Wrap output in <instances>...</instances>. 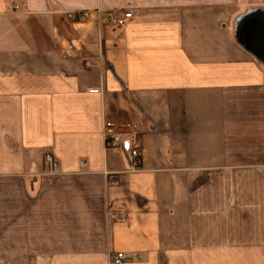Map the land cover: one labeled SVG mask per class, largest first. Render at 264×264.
I'll list each match as a JSON object with an SVG mask.
<instances>
[{
    "label": "crops",
    "instance_id": "obj_1",
    "mask_svg": "<svg viewBox=\"0 0 264 264\" xmlns=\"http://www.w3.org/2000/svg\"><path fill=\"white\" fill-rule=\"evenodd\" d=\"M114 253L264 264V0H0V264Z\"/></svg>",
    "mask_w": 264,
    "mask_h": 264
},
{
    "label": "built area",
    "instance_id": "obj_2",
    "mask_svg": "<svg viewBox=\"0 0 264 264\" xmlns=\"http://www.w3.org/2000/svg\"><path fill=\"white\" fill-rule=\"evenodd\" d=\"M15 9H19L18 6H14ZM133 17L132 13H112L109 15V22L114 27H123L126 25L128 19ZM109 143L114 146H119L122 151L128 155L130 159V170L131 171H138L140 169V152L138 147L135 145V139L132 134H111L109 136ZM45 165L49 168L50 175H53V171L57 168L58 163L55 161L54 156L47 152L44 155ZM109 183L115 184V180L110 177ZM125 256L123 253H114L111 255V264H124Z\"/></svg>",
    "mask_w": 264,
    "mask_h": 264
}]
</instances>
